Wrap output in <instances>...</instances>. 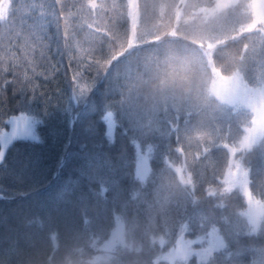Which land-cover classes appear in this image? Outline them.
Here are the masks:
<instances>
[{"label": "trees", "instance_id": "trees-1", "mask_svg": "<svg viewBox=\"0 0 264 264\" xmlns=\"http://www.w3.org/2000/svg\"><path fill=\"white\" fill-rule=\"evenodd\" d=\"M41 2L44 10L55 12L60 21L61 7L56 0ZM185 2L88 0L91 6L85 7L84 0H60L64 12L71 9L66 25L68 41L78 42L83 50L114 64L121 57L115 67L143 113L151 119L157 107L168 102L178 110L181 126L187 127L181 143L173 138L174 151L163 161L159 153L151 160L144 180L133 182L129 176L117 187H113L112 177L120 176L121 157L130 149L127 144L119 151L105 148L100 159L83 160L85 154L100 150L99 138L88 130L86 121L70 126L67 114L58 110L70 94L64 73L70 77L71 69L66 59L55 54L57 32L53 17H47L53 37L51 59L60 70L54 79L40 78L38 82L40 91L54 98L49 110L55 115L36 126L37 140L14 141L19 151L10 154L8 169L0 171V196L5 197L0 199V264H149V255L168 243L176 228V218L169 216L168 210L183 204L193 186L200 187L226 170L230 147L225 144L238 146L237 133L244 128L242 125L239 131L236 120L209 119L216 101L210 97L212 105L207 103L205 86L217 70L242 79L245 73L241 68L246 65L249 83L241 84L243 94L264 96V88L257 86V67L264 62V14L257 0H237L235 8L249 10L250 21L208 43L192 38L194 13L182 12ZM30 9L28 19L39 23L43 18L35 15L34 0H14L16 17L25 16ZM84 9V19L76 18L77 11ZM6 10L5 0H0V15ZM60 23L63 27L64 22ZM7 97L8 115L18 114L10 111L15 104L11 88ZM15 99H19L18 93ZM8 115L0 117V128L5 131L9 127L2 121ZM262 150L258 148L252 159L250 188L256 200L264 199L260 194L264 189ZM203 204L211 215L217 214L211 201ZM228 204L241 218L248 211L239 187ZM256 223L259 229L264 215ZM119 224L124 227L123 242L105 247ZM182 238L183 232L175 245ZM173 247L158 255L153 264H184L186 259L172 262L166 256ZM212 253L206 258L195 257L203 262Z\"/></svg>", "mask_w": 264, "mask_h": 264}, {"label": "snow or ice", "instance_id": "snow-or-ice-1", "mask_svg": "<svg viewBox=\"0 0 264 264\" xmlns=\"http://www.w3.org/2000/svg\"><path fill=\"white\" fill-rule=\"evenodd\" d=\"M5 3L7 10L0 15V117L8 115L9 88L15 101L10 111H18V114L8 115V119L2 121L10 131L0 128V171L8 169L10 154L19 151L14 141L37 140L36 126L55 115V111L49 110L54 98L41 92L42 85L38 82L40 78L54 79L55 73L60 70L51 59L53 37L48 32L47 21L51 15L59 42L55 46V54L66 59L71 69L70 77L67 72L64 73L69 80L70 94L66 102L58 105V110L67 114L70 126L86 121L88 130L99 138L100 150L85 154L83 160H98L103 155V149L119 151L127 144L130 151L121 157L122 172L120 176L112 177L113 187L129 176L133 182L144 180L147 171L142 168V164L146 160L151 163L157 153L163 161L165 156L175 150L173 138L179 144L187 133V127L180 124L178 110L165 102L157 107L149 119L136 103L128 85L121 81L119 70L115 67L121 57L118 56L114 64L107 58L83 50L78 42L68 41L66 25L71 9L64 12L60 0H56V3L61 7L60 21L64 22L63 27L56 20L55 12L44 10L41 0H34L35 15L43 18L39 23L36 19H28L32 14L31 9L25 16L16 17L13 12L14 0H5ZM83 6L91 5L88 0H84ZM244 47L247 49L248 46ZM257 71V86L264 88V62L258 64ZM246 72L245 65L241 68V73H245L241 83L245 86L249 83ZM217 75L218 79L206 89V95L216 101V111L209 118L212 122L231 120L235 111L229 109L235 110L239 105L236 98L220 94L221 82L227 81L230 73L217 70ZM17 93L18 100L15 99ZM255 123V119L250 121L248 134L243 136L238 146L225 144V147H230L226 170L214 180L203 181L200 187L193 186L183 204L177 203L168 210V215L176 218V228L172 239L164 243L158 252L149 255V264L173 247L181 232L195 249L206 246L213 232H218L224 240L223 247L213 251L203 262L191 256L184 264H264V224L257 229L251 219L254 214L250 188L252 159L258 148L264 149V135L255 140L251 138L250 134L255 132L251 125ZM180 151L183 152V148ZM259 158L260 163L264 164V150L260 152ZM237 187L249 206L243 218L232 211L228 204L229 197ZM0 199L5 197L0 196ZM204 201H211V207L217 213L215 216L204 206ZM255 204L264 206V199L257 200ZM81 222L84 223V218ZM249 224L252 225L251 229Z\"/></svg>", "mask_w": 264, "mask_h": 264}, {"label": "rangeland", "instance_id": "rangeland-1", "mask_svg": "<svg viewBox=\"0 0 264 264\" xmlns=\"http://www.w3.org/2000/svg\"><path fill=\"white\" fill-rule=\"evenodd\" d=\"M214 1H216V4H213ZM236 1L237 0H186L182 12L194 13L190 21L192 38L200 37V39H204L208 43L215 42L219 38L227 36L236 26L249 22V10H238L237 7L235 8ZM257 4L264 14V0H257ZM84 13L85 9L84 12L78 10L76 18L84 19ZM196 13H199V15H196ZM216 79H218L217 74L214 75L213 79L209 80L210 84ZM241 80L242 79L238 75H232L227 81H222L220 94L222 96L234 97L239 101V105L235 110L229 109L230 111H235L232 121L234 122V120H236L238 122L239 131L242 125L245 129V132L242 131L240 135L239 132L237 133L239 138L238 141H240L244 135L248 134L247 129L250 121L253 119L256 120V123L251 126L255 128V132L250 135L251 138L255 140L261 132L264 131V96L261 95L260 98L256 93H254L255 95L253 96L249 95V93L248 95H244ZM206 89L207 85L205 86V93ZM206 98L207 103L211 104L212 100L208 101L210 97L206 95ZM211 105H209V107H211ZM238 110L239 112H237ZM7 131H10V128ZM142 168L148 173L149 162L147 160L142 164ZM260 194L264 196V189L261 190ZM255 202L256 200L253 199L252 207L254 208V214L251 219L257 224L256 222L264 215V206L256 205ZM123 240L124 227L119 224L114 234L106 242L105 247L110 248L119 242H123ZM223 244L224 241L215 232L210 234L207 245L199 249L193 248L190 241L182 238L178 240L177 244L166 256L172 262L177 259H187L190 256L196 255H198L199 258H206L212 251L222 247Z\"/></svg>", "mask_w": 264, "mask_h": 264}]
</instances>
